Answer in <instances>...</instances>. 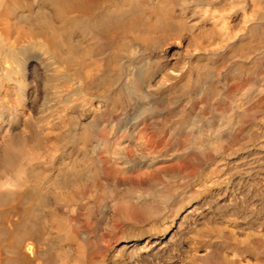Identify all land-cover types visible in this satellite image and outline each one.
<instances>
[{"label": "bare ground", "instance_id": "1", "mask_svg": "<svg viewBox=\"0 0 264 264\" xmlns=\"http://www.w3.org/2000/svg\"><path fill=\"white\" fill-rule=\"evenodd\" d=\"M0 264H264V0H0Z\"/></svg>", "mask_w": 264, "mask_h": 264}, {"label": "rangeland", "instance_id": "2", "mask_svg": "<svg viewBox=\"0 0 264 264\" xmlns=\"http://www.w3.org/2000/svg\"><path fill=\"white\" fill-rule=\"evenodd\" d=\"M104 133H105V131H103V130L101 129V131H100V135H101V137L104 135ZM112 142H114V139L111 140V143H112ZM194 151H195V150H194ZM100 157H101V161H102V160L104 161V158H105V157H104L103 152L100 153ZM110 163H111V164H110ZM109 164L112 166V162H109ZM109 164H108V165H109ZM108 165H107V166H108ZM110 165H109V167H111ZM105 167H106V166H105ZM193 168H194L193 170L195 171V173L198 172V170H199L198 168H196V167H193ZM195 168H196V169H195ZM112 169H113V166H112ZM193 170H192V171H193ZM106 174H107V173H106ZM192 189H195V188L192 187ZM190 191H192V190L190 189ZM97 244L100 245V238H99V237L97 238Z\"/></svg>", "mask_w": 264, "mask_h": 264}]
</instances>
